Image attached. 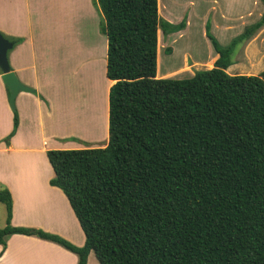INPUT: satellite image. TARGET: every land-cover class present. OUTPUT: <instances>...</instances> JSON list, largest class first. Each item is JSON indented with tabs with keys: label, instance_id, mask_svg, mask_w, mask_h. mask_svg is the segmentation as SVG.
Listing matches in <instances>:
<instances>
[{
	"label": "trees",
	"instance_id": "obj_1",
	"mask_svg": "<svg viewBox=\"0 0 264 264\" xmlns=\"http://www.w3.org/2000/svg\"><path fill=\"white\" fill-rule=\"evenodd\" d=\"M93 3L103 15L105 75L113 81L108 141L46 150L49 184L68 199L84 243L12 225L11 193L0 185L2 251L22 234L58 244L77 264H87L90 251L99 264H264V70L226 71L236 47L264 25V12L225 46L207 21L216 58L178 79L157 77L158 30L179 31L185 20L160 18L158 0ZM1 34L13 47L23 40ZM11 108L5 144L19 123Z\"/></svg>",
	"mask_w": 264,
	"mask_h": 264
},
{
	"label": "crops",
	"instance_id": "obj_2",
	"mask_svg": "<svg viewBox=\"0 0 264 264\" xmlns=\"http://www.w3.org/2000/svg\"><path fill=\"white\" fill-rule=\"evenodd\" d=\"M41 2L42 0H0V32L23 39L8 52L9 65L21 83L36 91V94L31 91H20L15 97L14 104L17 107L19 123L15 134L9 139V144H5L4 139L12 130L13 113L8 100L7 86L2 81L0 71V185L7 187L11 193L12 225L39 228L63 236L77 246H82L84 235L76 236L74 239L69 235V228L72 226L75 227L77 234L81 230L67 198L60 189L49 184L53 171L45 159L46 150L84 148L73 143L63 148L59 146L60 138L71 135L83 141L98 142L102 133H104L102 138L108 134V91L113 81L107 79L105 75L106 47L102 60L105 64L102 69L106 77L103 89L105 130L101 132L98 127H95L91 129L90 134L85 128V123L88 120L93 123L94 120V124H97L95 119H98L97 114L101 104L96 96L99 109L95 108L93 113L91 94L89 109L87 107L84 113L75 112L71 106L80 107L82 99L75 92H70L67 98L68 108L65 109L63 100L61 96L58 98L56 90V87L60 85V76L55 67L53 69V56H62L66 59L65 68L72 76L71 72L78 68L75 62L77 54L84 55L86 70L91 71V76L94 74L99 65V59L98 55L94 54L96 48L92 45L91 37H101L97 25L96 35L92 32L97 10L93 7L91 0H85L84 3H80L84 5L78 21L76 3L68 8H60L59 14L53 12L52 15L42 7ZM167 18L174 21L168 16ZM185 19V27L177 31L178 35H185L188 25L187 15ZM262 29L264 25L259 30ZM68 58H71V63ZM215 58L216 54L211 58L209 62L211 65L208 64L207 69L212 66ZM60 62L61 60L59 64L62 63ZM172 74L174 72L166 71L160 75L157 74V77H169ZM96 89L97 87L95 91ZM92 90L93 88L89 92ZM76 125L82 128L79 131H72L71 127ZM81 132L89 135H82ZM22 168H34L37 171L35 181H27V176L20 173ZM93 254V251H90L87 264H90ZM0 264H77V256L56 243L35 236L13 234L7 239L6 246L0 255Z\"/></svg>",
	"mask_w": 264,
	"mask_h": 264
},
{
	"label": "rangeland",
	"instance_id": "obj_3",
	"mask_svg": "<svg viewBox=\"0 0 264 264\" xmlns=\"http://www.w3.org/2000/svg\"><path fill=\"white\" fill-rule=\"evenodd\" d=\"M84 1L85 0H42L40 4L42 5V7L47 9L50 14L53 15V12L58 13L60 8H68L69 6L76 3L78 8L77 14L79 16V21L84 5H81L80 3H84ZM91 3L97 10L96 21L94 24L92 22V32L94 35H96V31L99 30L98 32L101 35V37L98 38L96 36L91 37L93 41L92 45L96 48L94 54L98 55L97 58L99 59V65L96 67L94 74H92L91 76V71L89 69L86 70L84 63L86 56L84 55H81L79 53L77 54L75 62L77 63L78 70L75 69L76 71L71 72L72 76H70L68 69L65 68L66 59L62 56H53V69L55 67L56 72L59 73L60 76V85L56 87V90L58 93V98H60L61 96L63 100V107L65 109L66 107L68 108L69 101L67 100V98L70 92H75L82 99V105L80 107L71 106V109H75V112L79 111L84 113L85 110L89 109L88 106H90L91 104V94L93 102V108L91 110L93 111V113L95 111V108L97 109L98 107V105L96 104V96L97 101L99 100L101 104V109H99L98 107V119H95L97 124H94V120L93 123L90 120L85 123V128L89 130L90 134L92 133L91 129L95 127H98L99 131L101 132L105 130V106H103V89L105 86L104 80L106 79V77L102 69V66L105 65L103 64L102 60L103 52L107 47L106 36L102 30L103 15L100 12V9L94 5L93 0H91ZM7 8L11 9L10 7ZM158 12L160 18L168 21L171 24H179L182 20L186 21L185 18L187 15L188 25L186 27L185 35H178L179 31L164 35L161 28H159L158 30L157 74L160 75V73L162 74L166 71L174 72V74L169 75V78L181 79L191 77L197 70L207 69L206 67H209L208 64H210L209 62H211V58L215 57L216 52L212 46L211 41L205 34V24L207 21L211 23V33L213 32L218 42L221 45L225 46L231 41L232 38L242 33L245 27L253 24L261 18L264 12V1L158 0ZM167 16L170 19H174L175 22L168 20V18L166 19ZM96 25L98 30L95 29ZM231 59L232 64L226 70L229 74L257 75L262 72L264 70V29L256 31L249 40L243 42L242 44H239L233 51ZM59 60H61V64H59ZM68 61L71 63V58H68ZM96 87L97 89L95 91ZM91 88H93V90L92 92H89L91 91ZM44 101L47 103L45 99ZM70 105L73 104L70 103ZM81 107H83V109H81ZM15 108L17 109L16 105ZM74 127H71L72 131H79L82 128L81 126L77 125ZM80 134L89 135L85 134V132H81ZM103 135L104 133L101 134L102 137ZM102 137L98 140V142H89L86 140L83 141L79 137L71 135L68 137L60 138L59 146L63 148V146L67 147L66 145L73 143L75 145H78V147H99L107 144L108 141V134L104 138ZM45 159L51 167L48 159L46 157ZM20 173L27 176V181L33 182L37 178V175L35 176V174H37V171L34 168H22L20 170ZM72 214L79 224L73 210ZM5 216V206L0 203V227H3L5 224ZM74 228V226H72V228H69L70 237L73 239L79 235L83 237L84 233L82 232L80 225V233L78 231L77 234ZM92 256L93 257L91 258L90 264H99L95 255L93 254Z\"/></svg>",
	"mask_w": 264,
	"mask_h": 264
},
{
	"label": "water",
	"instance_id": "obj_4",
	"mask_svg": "<svg viewBox=\"0 0 264 264\" xmlns=\"http://www.w3.org/2000/svg\"><path fill=\"white\" fill-rule=\"evenodd\" d=\"M13 47V43L6 39L0 33V71L3 83L9 89V103L11 106L14 104L15 97L20 91H30L31 88L27 87L20 82L17 75L10 70L8 61V52Z\"/></svg>",
	"mask_w": 264,
	"mask_h": 264
}]
</instances>
